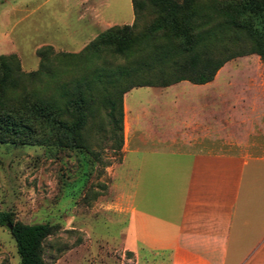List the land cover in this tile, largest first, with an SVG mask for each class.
<instances>
[{"label": "crops", "instance_id": "0c3cea01", "mask_svg": "<svg viewBox=\"0 0 264 264\" xmlns=\"http://www.w3.org/2000/svg\"><path fill=\"white\" fill-rule=\"evenodd\" d=\"M217 81L144 87L157 103L136 116L123 95L130 196L115 208L137 264H264V92Z\"/></svg>", "mask_w": 264, "mask_h": 264}, {"label": "trees", "instance_id": "16d2710c", "mask_svg": "<svg viewBox=\"0 0 264 264\" xmlns=\"http://www.w3.org/2000/svg\"><path fill=\"white\" fill-rule=\"evenodd\" d=\"M134 21L100 33L79 53L38 51L25 73L14 55H0V144L89 151V119L99 107L109 135L123 145L122 98L140 87L211 82L229 61L257 55L264 63V0H131ZM18 264H45L42 242L56 230L0 212Z\"/></svg>", "mask_w": 264, "mask_h": 264}, {"label": "rangeland", "instance_id": "374dc122", "mask_svg": "<svg viewBox=\"0 0 264 264\" xmlns=\"http://www.w3.org/2000/svg\"><path fill=\"white\" fill-rule=\"evenodd\" d=\"M133 21L131 0H0V55H14L29 73L38 69L42 48L76 54L100 33ZM216 74L217 84L228 83L227 88L264 92V63L257 55L233 59ZM155 90L129 92L126 104L133 116L157 103ZM106 113L99 107L88 121L107 129L89 133V151L0 144V212H11L24 224L57 226L41 244L45 264H137L129 215L115 208L118 199L129 203V166L119 174L124 145L118 150L116 137L109 135ZM18 263L15 242L0 226V264Z\"/></svg>", "mask_w": 264, "mask_h": 264}]
</instances>
